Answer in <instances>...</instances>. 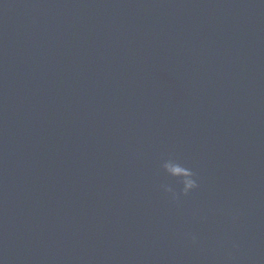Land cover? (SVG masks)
<instances>
[{
  "label": "water",
  "instance_id": "water-1",
  "mask_svg": "<svg viewBox=\"0 0 264 264\" xmlns=\"http://www.w3.org/2000/svg\"><path fill=\"white\" fill-rule=\"evenodd\" d=\"M0 264H264V0H0Z\"/></svg>",
  "mask_w": 264,
  "mask_h": 264
},
{
  "label": "clouds",
  "instance_id": "clouds-1",
  "mask_svg": "<svg viewBox=\"0 0 264 264\" xmlns=\"http://www.w3.org/2000/svg\"><path fill=\"white\" fill-rule=\"evenodd\" d=\"M164 172L170 177H177L180 185L179 193L172 186L161 184L160 187L166 193L171 195L173 200L178 199L179 195H187L191 190L197 187V179L191 168L179 164L174 158L164 160L162 164Z\"/></svg>",
  "mask_w": 264,
  "mask_h": 264
}]
</instances>
